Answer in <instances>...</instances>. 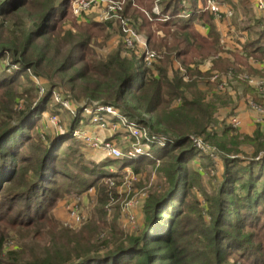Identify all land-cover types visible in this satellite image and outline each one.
<instances>
[{"label":"trees","instance_id":"16d2710c","mask_svg":"<svg viewBox=\"0 0 264 264\" xmlns=\"http://www.w3.org/2000/svg\"><path fill=\"white\" fill-rule=\"evenodd\" d=\"M155 1L146 4L138 0V4L148 6L149 17L132 1L124 10L146 36L150 49L160 55L149 66L134 50L125 47L129 53L121 48L106 55L96 53L93 41L103 36L106 43L111 37L108 29L118 24L80 21L73 14V0H0V62L9 57L12 65L19 67L13 75L0 73V159L16 155L17 160L20 155L22 160L17 167L14 163L9 169L0 168V194L2 187L19 176L20 168L27 183L14 196L34 192L36 197V193L44 192V183L51 181L52 169L67 171L53 159L69 151L53 153L50 158L45 149L35 156L22 148L24 143L32 144L33 137L27 132V127H35L32 116L48 106L55 89L71 94L76 103L115 107L141 126H148L152 133L169 139L165 146L151 147L153 157L127 158L136 174L143 172L144 162L160 161L159 181L149 190L141 233L114 234V225L105 218L100 227L92 218L89 225L77 231L64 227L46 209L19 210L21 215L38 213L18 223H23L34 238L40 237L35 239L37 242L46 243V252L6 261L4 236L0 238V264H107L108 260L112 264H264V119L256 122L252 134L240 132L228 119L220 131L216 129L218 111L233 101L228 90L219 88L224 79L230 86H241L242 96L264 108V95L249 82V77L264 79V71L251 63L253 59L264 64V28L250 34L242 51L234 52L221 45L220 32L213 25L207 26V34L196 28L195 22L211 23L216 17L204 7L208 0H202L203 8L199 0H160L161 13L169 16L164 21L156 20ZM185 9L189 17H181ZM70 14L74 18L68 21ZM153 22H157V29ZM68 23L70 28L65 27ZM161 30L163 35L159 34ZM21 70H30L47 81L44 97L39 98V87L31 82L20 105L17 97L22 83L16 74ZM28 120L30 123L25 125ZM75 129L72 126L57 138L75 140ZM196 140L216 146L225 161L221 176H213L214 180L220 177L213 195L204 187L205 172L198 167L189 169L192 162L198 161L191 159L196 156ZM40 145L36 141L30 148L36 151ZM245 146L250 153L245 152ZM69 147L68 162L78 152ZM102 169L105 171L85 184L99 190L106 187L98 182L112 173ZM3 206L0 204V219L10 211L9 205L2 211ZM257 206H261L260 213ZM38 228L45 229L43 235L47 237L36 235ZM102 238H106V253L91 247ZM123 256L126 259L119 261Z\"/></svg>","mask_w":264,"mask_h":264},{"label":"rangeland","instance_id":"374dc122","mask_svg":"<svg viewBox=\"0 0 264 264\" xmlns=\"http://www.w3.org/2000/svg\"><path fill=\"white\" fill-rule=\"evenodd\" d=\"M226 2L230 3V0ZM132 3L133 6H136V8L147 15V17L151 15L150 11L148 10V6L138 4V0H133ZM145 3L148 4V0H145ZM218 4L220 6V2ZM198 5L199 7L200 5L204 6L202 0L198 1ZM254 5L250 0H239V10L241 11L236 10L235 12L236 14L241 12L242 16L240 19L231 18L224 21V23L220 25L216 19L222 20V17L218 18L216 16L213 21L211 20V23L207 22L206 20L195 22L196 28H200L204 31L206 30L205 26L210 27V25H213L215 29L220 32L222 42L221 45H227L225 47L229 48L231 47L232 42H234V45H241L242 47V45H244L248 40L250 34L253 35L254 32H258L264 28V21H262L261 17L255 12L256 7H254ZM204 7L210 8L209 0L208 4ZM223 13V17H231L234 13V10L230 8L227 11H223ZM73 14L75 17H78L80 21H82L87 19L92 20L100 13L92 11L89 13H82L80 15L75 13ZM74 16L70 14L66 20H72ZM162 16H165V14H162ZM153 23V26L155 29H157V22ZM248 26H250V28H248ZM65 27L70 28V24L68 23ZM226 27H229V29ZM220 28L227 29V31H225L223 34L219 30ZM230 29H232V31ZM108 31L110 32L111 37L106 43H103V36H98L97 39L93 41L92 48L94 51L99 55H106L111 50L121 48L124 53H127L128 51L124 48L125 46L122 43L120 28L116 25L109 28ZM159 32V34L163 35L162 30ZM227 40H229L228 43ZM95 43H102L103 45H95ZM242 48L240 51H242ZM251 63L254 65L256 62L252 59ZM17 69H19V67L12 65L11 58L9 57L0 62V73L2 71H6L7 73L14 74V71ZM262 71H264V69L261 70V72ZM16 75L19 81L22 83V86H20L21 88L18 89L20 94H17V98L21 102L20 105L25 102V98H21V96H26L24 91L26 88L30 87L31 82L34 86L39 87V98L43 96L45 91L48 89L49 84L47 81L43 77L36 76L30 70H21ZM232 86L240 87L235 83ZM69 95L71 96V94H65L62 93L61 90L55 89L52 92L51 98L49 99L48 106L40 108V110H38V114L32 116V123L35 122V127L34 129H30L31 126L30 128L27 127V132L31 138L33 137L31 142L32 144L36 141L37 145L43 143L40 145V148L35 151L30 148L32 144L30 146L29 144L25 143L22 144V148L26 152L35 154V156L39 155L40 151L45 149V152L49 153L48 155L50 158L52 157L53 153L59 154V152L62 151H69L70 153L69 146H73L74 149L78 150V152L73 156L71 155L73 159L72 161H67L69 153L60 156L59 159H56V157L53 159V162L56 160L59 161L61 165L67 169V171L60 173L58 170L52 169L51 172L53 174H51V181L44 183V192L41 194L36 193V197L35 194H33L34 192L28 196L21 193L14 196V193L21 192L27 183V181L21 176L23 173V169L21 168L18 170L19 176H17L15 181L7 187L1 188L0 204L4 205L2 211L6 206H10V211L5 213L0 219V238L7 236L2 248L6 261L18 259L19 256H21L23 259H27L33 255H44L46 252V243L44 241L37 242L35 239H39L40 237L34 238L35 235L30 234L29 230L23 223H18L19 221L25 222L29 218L37 217L38 213L34 211L31 214L26 213L21 215V212L26 211L27 209H35L37 207H40V211L46 209L48 214L58 220L62 225H64V227H69L77 231H80L85 226L89 225L92 218L98 221L97 225L99 227L102 219L105 218V220L111 225H114V234H117L118 232L120 233L122 231V233L129 235H138V233H141L143 230V226L146 221L145 203L149 196V190L151 189V186L159 181L157 169L160 165V161L157 160V163L151 164L144 162L141 165L143 172L136 174L133 172L134 166L129 159L127 160V157L114 160L104 151V155L98 154L97 152L102 150L94 148L92 144L96 139H104L101 135L97 134L100 129L106 130L110 133H116L117 130L123 131L121 133L117 132L115 135L117 141L115 142L126 155L130 150L133 149V144L136 142V140H132L131 138L127 137L126 132L123 130L125 128L122 124L117 127V130H114L111 127L102 128L100 124L97 123V117L101 116L106 118V124L111 125L113 122H115L114 120L109 119L113 117L112 113H108L106 110L99 112L96 106L76 103ZM244 99L246 98L244 97ZM70 101L74 106H71L67 103ZM236 103L237 101L233 100L230 105H227L218 111L216 116L217 120L219 121H217V131H220L223 126H221L223 122H225L227 119L230 120V118L233 116H237L240 119V124L235 128L239 129V131L242 133L252 134L255 131L256 127L254 128V126L256 122L259 119L263 120L264 114L256 111L245 101L247 104L246 107L250 114L248 116L249 127L243 128V117H241V111H236ZM20 105H18L17 108H20ZM66 105H68V107ZM27 123H30V120H28L25 125ZM72 126L73 128H76L75 130L77 132L81 133V137L74 136L73 139L75 140H71L67 137L57 138L64 131H68ZM143 127L147 135L152 134L148 126ZM48 136H50V139H47ZM157 138L161 137L159 136ZM141 141H145L144 138H142ZM159 145V142H156L154 147H158ZM204 145L202 144L201 147L196 145V156L191 159L198 161H196V164L192 162V164L189 166V169L198 167L202 169L203 172H205L203 176L204 187L211 195H213V187L214 185H217V182L220 179V177H218L214 180L213 176H221L225 161L221 156H219V149L216 146L206 142H204ZM151 147L153 146L151 145ZM243 148L245 149L246 153H250V149L247 146ZM201 155H204V158H201ZM15 157L16 155H5V158L0 159V168L9 169L10 166H14V163L15 167H17V165H19L22 160L20 159V155L17 156V160ZM45 159L46 157L44 160ZM30 166L31 165H29L28 168ZM105 166L108 168H105ZM102 167L112 173L111 177L103 178L98 182V185H106V187L99 190L97 187L87 186L85 181L91 180L96 175L98 176L100 171H105L102 169ZM71 176L73 178L75 176V178L73 179ZM212 181L214 184H212ZM197 193L198 195H201L199 191H197ZM108 197L110 199L106 201V198ZM176 199H172V202H174ZM99 202L102 204L98 205ZM98 209H101L103 212L99 213ZM256 209L257 212L260 213L261 206H257ZM19 210H21L20 213L17 212ZM14 220L18 224L15 223ZM262 224H264V218L261 222V225ZM35 231V234L37 235L39 233V236H41L42 239L47 237V235H43L45 229L38 228ZM112 236L116 238L113 233ZM105 239L106 238H102L98 242H94L95 244H93L91 247L99 251V253H106L107 244H105ZM124 259H126V256H123L118 260L123 261ZM106 263L112 264V262L109 260L106 261Z\"/></svg>","mask_w":264,"mask_h":264},{"label":"built area","instance_id":"2783aa9c","mask_svg":"<svg viewBox=\"0 0 264 264\" xmlns=\"http://www.w3.org/2000/svg\"><path fill=\"white\" fill-rule=\"evenodd\" d=\"M130 1L133 0H75L73 1V12L77 15H80L82 13L95 11L96 13H100L97 17L94 18L95 20L99 22L112 21L118 24V27L121 31L122 43L125 48L134 50V52L144 61V63L150 66L159 60L160 55L153 49H150L149 42L146 36L137 30L134 20L124 12L126 5ZM159 1L160 0H156L153 7V12L157 18L156 20H168V15L162 16ZM218 3L219 2L217 0H209V7L211 12H213L215 16L219 18L223 17V11H221ZM254 4L262 14V18H264V0H254ZM200 7L203 8L202 5H200ZM182 14L186 17L190 16V13L187 9H185ZM238 47L242 48L239 45ZM249 82L260 91L261 95H264L263 78L249 77ZM219 88L223 91L228 90L231 95L236 93L235 89L227 83L226 79L223 80ZM245 101L256 111L264 114V108L258 105L253 99L248 97L245 99ZM67 103L71 106H74L71 101ZM66 106L68 107V105ZM96 108H98L97 110L99 112H103V110H106V112L112 113L113 117L109 119L115 121L111 125H108L105 123L106 118L98 116L96 121L102 128L111 127L112 129L117 130V127L122 124L125 128L123 130L126 132L127 137L136 140V142L133 144V149L130 150L127 155L121 150V148L117 146L115 141L104 138L103 140L96 139L93 142L92 145L94 146V148L101 149L114 160L121 159L123 157L134 160L153 157L151 145L154 146L156 142H159V146L161 147L165 146L169 141L167 137L162 135L153 133L147 135L145 129H143V126H141L138 122L129 119L125 115L121 114L115 107L97 105ZM239 120L240 119L237 116H233L230 118V120H228V122L233 127H238V125L240 124ZM258 121L263 120L259 119ZM73 136L81 137V133L74 130ZM159 136L161 138H157ZM142 138H144L145 141H141ZM195 142L196 145L200 147L202 144L204 145V142L202 140H196Z\"/></svg>","mask_w":264,"mask_h":264},{"label":"crops","instance_id":"0c3cea01","mask_svg":"<svg viewBox=\"0 0 264 264\" xmlns=\"http://www.w3.org/2000/svg\"><path fill=\"white\" fill-rule=\"evenodd\" d=\"M226 1H229V0H218V2H220L221 10L222 11H227L230 8H232L234 10V13H233V15L231 17L225 16V17H222L221 18L222 20L216 19L217 22L220 25H222V23H224V21H226V20H229L231 18L232 19H240L241 16H242L241 15V12L239 14H236V12H235L236 10H239V0H230V3L229 2H226ZM250 1H252L253 5H254V0H250ZM254 7H256V6L254 5ZM239 11H241V10H239ZM255 12L262 18V14L260 13V11L257 8H255ZM205 28H206V30H204V31L202 29H200V28L198 30L201 33H203V34H207L208 28L206 26H205ZM226 28L229 29V27H226ZM219 30L223 34L225 33V31H227V29H224V28H222V29L220 28ZM230 30L232 31V29H230ZM228 41L229 40H227V43H228ZM239 46H241V45H239ZM228 49L231 50V51H240L241 50V48L238 47V45H234V42H232L231 47H229ZM254 66L257 67V68H259V69H262V70L264 69V64L263 63H260V62L254 63ZM207 67H208L207 65H203L202 66V68H205V69ZM232 87H234V86H232ZM234 88L236 89L235 90L236 93L235 94H232V98H233V100L237 101V103H236V111H241L240 114H241V117H243V124H244V125H242V127L243 128H245V127L247 128V127H249V125H248L249 124V122H248V119H249L248 116H249L250 112L248 111V109L246 107L247 104L244 101L245 100L244 99V96H242V90L243 89H242L241 86L240 87H234ZM255 127H256V124H255L254 128ZM97 134L101 135L103 138H108V139L110 138V139H113L114 141H117V138L115 137V135L117 134V131H116V133L115 132L114 133H112V132L110 133V132H108L106 130L100 129V131H98ZM97 153L98 154H101V155H104L105 154L103 151H99Z\"/></svg>","mask_w":264,"mask_h":264}]
</instances>
